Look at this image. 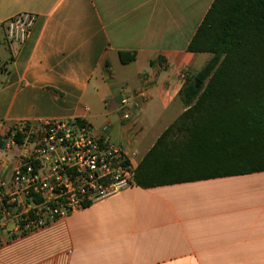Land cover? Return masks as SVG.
<instances>
[{
    "label": "crops",
    "instance_id": "obj_1",
    "mask_svg": "<svg viewBox=\"0 0 264 264\" xmlns=\"http://www.w3.org/2000/svg\"><path fill=\"white\" fill-rule=\"evenodd\" d=\"M214 0H0V132L19 121L106 127L133 165L185 110L212 55L188 45ZM33 18L13 53L6 23ZM121 55H134L122 63ZM147 99L122 120L121 93ZM1 176L13 159L4 157ZM0 264H264V172L123 189L24 236Z\"/></svg>",
    "mask_w": 264,
    "mask_h": 264
},
{
    "label": "trees",
    "instance_id": "obj_2",
    "mask_svg": "<svg viewBox=\"0 0 264 264\" xmlns=\"http://www.w3.org/2000/svg\"><path fill=\"white\" fill-rule=\"evenodd\" d=\"M187 49L212 57L186 78L185 110L135 168L136 187L264 172V0H214Z\"/></svg>",
    "mask_w": 264,
    "mask_h": 264
},
{
    "label": "built area",
    "instance_id": "obj_3",
    "mask_svg": "<svg viewBox=\"0 0 264 264\" xmlns=\"http://www.w3.org/2000/svg\"><path fill=\"white\" fill-rule=\"evenodd\" d=\"M33 18L23 14L7 21L13 53L27 39ZM146 99L143 89L123 91L122 120ZM106 129L95 134L82 120H46L19 121L0 132V153L13 159L5 179L0 157V246L134 186L135 167L120 145L110 143Z\"/></svg>",
    "mask_w": 264,
    "mask_h": 264
},
{
    "label": "water",
    "instance_id": "obj_4",
    "mask_svg": "<svg viewBox=\"0 0 264 264\" xmlns=\"http://www.w3.org/2000/svg\"><path fill=\"white\" fill-rule=\"evenodd\" d=\"M196 87H198V84L196 83Z\"/></svg>",
    "mask_w": 264,
    "mask_h": 264
}]
</instances>
